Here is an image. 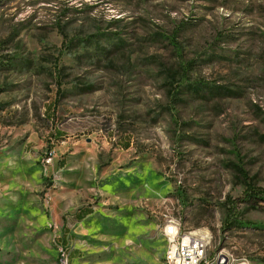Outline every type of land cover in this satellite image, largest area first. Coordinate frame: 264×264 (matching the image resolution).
I'll return each mask as SVG.
<instances>
[{"label":"rangeland","instance_id":"374dc122","mask_svg":"<svg viewBox=\"0 0 264 264\" xmlns=\"http://www.w3.org/2000/svg\"><path fill=\"white\" fill-rule=\"evenodd\" d=\"M251 187L264 0H0V264H161L173 220L264 264Z\"/></svg>","mask_w":264,"mask_h":264},{"label":"built area","instance_id":"2783aa9c","mask_svg":"<svg viewBox=\"0 0 264 264\" xmlns=\"http://www.w3.org/2000/svg\"><path fill=\"white\" fill-rule=\"evenodd\" d=\"M51 160V155H49L47 162ZM163 232H166L167 236V258H162V260H169V264H227L223 256L209 257L207 252L210 240L187 238L178 221L165 223ZM62 247L65 248L66 253L62 264H68L70 250L66 246Z\"/></svg>","mask_w":264,"mask_h":264},{"label":"trees","instance_id":"16d2710c","mask_svg":"<svg viewBox=\"0 0 264 264\" xmlns=\"http://www.w3.org/2000/svg\"><path fill=\"white\" fill-rule=\"evenodd\" d=\"M46 111H50L52 108L51 104H48L46 107ZM59 133H61V131L59 130H55L54 131V135L55 137H59L57 136ZM129 145V144H128ZM65 164V159L61 158V160H59L58 165L59 166H64ZM251 190L248 192L247 196L243 199V201H248L250 203V206L253 208H258V206L264 205V189L263 190H259V189H255V188H250ZM94 212L93 208L90 206L87 207H83L81 209H79V211H77L72 217L76 220V221H81L83 220L87 215H89L90 213ZM235 223L234 221L231 222ZM66 232H64L62 240H61V245L62 246H66ZM81 256V252L78 249H74L71 250L68 254V264L71 263L72 258L74 257H79ZM162 261V260H161Z\"/></svg>","mask_w":264,"mask_h":264},{"label":"bare ground","instance_id":"6f19581e","mask_svg":"<svg viewBox=\"0 0 264 264\" xmlns=\"http://www.w3.org/2000/svg\"><path fill=\"white\" fill-rule=\"evenodd\" d=\"M171 221H168L167 223H170ZM187 238L189 239H197V240H208V238L204 235H198L196 232L193 231H184ZM163 235L166 239V243H167V236H166V232H163ZM167 246V245H166ZM163 258H167V249L165 250V254ZM161 264H169V260H162Z\"/></svg>","mask_w":264,"mask_h":264},{"label":"crops","instance_id":"0c3cea01","mask_svg":"<svg viewBox=\"0 0 264 264\" xmlns=\"http://www.w3.org/2000/svg\"><path fill=\"white\" fill-rule=\"evenodd\" d=\"M57 136H63V132L59 133ZM127 145H128V144H127ZM76 258H79V257H74V258H72V260H71V263H70V264H73V262H74V259H76Z\"/></svg>","mask_w":264,"mask_h":264},{"label":"clouds","instance_id":"9594fccd","mask_svg":"<svg viewBox=\"0 0 264 264\" xmlns=\"http://www.w3.org/2000/svg\"><path fill=\"white\" fill-rule=\"evenodd\" d=\"M245 264H247V262H245Z\"/></svg>","mask_w":264,"mask_h":264}]
</instances>
